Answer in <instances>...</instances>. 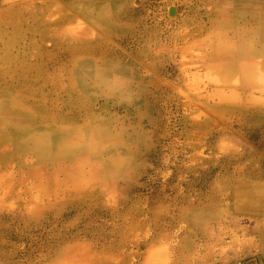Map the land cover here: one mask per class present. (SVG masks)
<instances>
[{
    "label": "rangeland",
    "instance_id": "1",
    "mask_svg": "<svg viewBox=\"0 0 264 264\" xmlns=\"http://www.w3.org/2000/svg\"><path fill=\"white\" fill-rule=\"evenodd\" d=\"M259 19L264 0H0V264H264V210L238 206L264 200V83L240 67L264 65Z\"/></svg>",
    "mask_w": 264,
    "mask_h": 264
},
{
    "label": "bare ground",
    "instance_id": "2",
    "mask_svg": "<svg viewBox=\"0 0 264 264\" xmlns=\"http://www.w3.org/2000/svg\"><path fill=\"white\" fill-rule=\"evenodd\" d=\"M255 32V34H257L259 36V38L261 39V41H264V20L263 19H259V21L257 22V26L255 27V30L253 31V33ZM249 37H246L247 39H245L244 41V44L242 45V47L240 49H236V53H239V52H244L243 54L244 55H247V56H251V54L253 55H257V53L260 51L259 49H257L254 44H253V41H252V38L250 35H248ZM263 49V47H262ZM234 48L231 49L230 53H234L233 52ZM262 52V51H261ZM234 53V54H236ZM254 57V56H252ZM264 62V61H263ZM216 66V65H214ZM227 66V65H225ZM224 66V67H225ZM237 66H235V63H230L229 66H227L225 72H224V76L227 77V78H230L232 81H237V80H240V77H239V73H237L235 71ZM239 67V66H238ZM240 67H245L244 68V73L247 75V76H250L251 77V81L253 83H255L254 85H262V83H264V65L261 64V65H258L257 63L253 62L251 64L248 65V63H242V65H240ZM215 68V67H214ZM237 70V69H236ZM239 71V70H237ZM239 82V81H238ZM257 83V84H256ZM255 89V88H254ZM253 89V90H254ZM258 89H261V88H258ZM252 90V89H251ZM259 91V90H257ZM263 91V89H262ZM264 93V92H263ZM254 94H258V92H252L251 95H254ZM262 94V93H261ZM249 95V98H251ZM254 98V97H253ZM251 100V99H250ZM253 100V99H252ZM251 100V101H252ZM253 102V101H252ZM256 102V101H255ZM258 102V101H257ZM261 102V101H260ZM264 102V101H263ZM8 103H9V100H8ZM12 109V108H11ZM42 131V130H41ZM48 132V131H47ZM28 133H31V132H28ZM27 133V134H28ZM43 135H44V132H43ZM90 137V135L88 136ZM45 140V139H44ZM43 142V141H42ZM255 183V181H253ZM251 184V183H250ZM253 184V183H252ZM256 186V185H255ZM264 187V186H263ZM248 188V187H247ZM262 188V187H261ZM254 189H256V187H254ZM260 189V187L258 188ZM248 190V189H247ZM251 191V190H250ZM254 191V190H252ZM259 191V190H258ZM257 189H256V192L254 193H257L258 192ZM259 194H261L260 196H264V189L262 188L261 191L258 192ZM240 197V198H239ZM257 197V196H256ZM238 202H240L238 204V206L241 208V209H244V210H259L260 213L261 211L263 210L264 208V200L263 198H260L258 197L257 198V201L254 199H252V196H249L248 192L246 191H242L239 193V196H238ZM255 198V196H254Z\"/></svg>",
    "mask_w": 264,
    "mask_h": 264
},
{
    "label": "built area",
    "instance_id": "3",
    "mask_svg": "<svg viewBox=\"0 0 264 264\" xmlns=\"http://www.w3.org/2000/svg\"><path fill=\"white\" fill-rule=\"evenodd\" d=\"M256 263V260L255 259H252V260H249L247 263L245 264H255Z\"/></svg>",
    "mask_w": 264,
    "mask_h": 264
},
{
    "label": "crops",
    "instance_id": "4",
    "mask_svg": "<svg viewBox=\"0 0 264 264\" xmlns=\"http://www.w3.org/2000/svg\"><path fill=\"white\" fill-rule=\"evenodd\" d=\"M263 210H264V208H263ZM263 210H262V211H263ZM246 211H247V212H255V213H260V211H259V210H254V211H253V210H246ZM262 211H261V212H262Z\"/></svg>",
    "mask_w": 264,
    "mask_h": 264
}]
</instances>
